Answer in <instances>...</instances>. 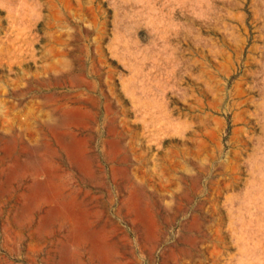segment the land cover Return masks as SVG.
Instances as JSON below:
<instances>
[{"label": "rangeland", "instance_id": "obj_1", "mask_svg": "<svg viewBox=\"0 0 264 264\" xmlns=\"http://www.w3.org/2000/svg\"><path fill=\"white\" fill-rule=\"evenodd\" d=\"M0 264H264V0H0Z\"/></svg>", "mask_w": 264, "mask_h": 264}]
</instances>
